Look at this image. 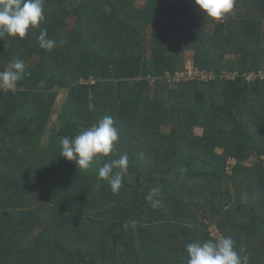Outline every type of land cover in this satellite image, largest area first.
<instances>
[{
	"label": "trees",
	"instance_id": "trees-1",
	"mask_svg": "<svg viewBox=\"0 0 264 264\" xmlns=\"http://www.w3.org/2000/svg\"><path fill=\"white\" fill-rule=\"evenodd\" d=\"M139 1L45 0L40 28L0 38V71L20 59L26 73L0 89V264H186L213 226L264 264V81L243 78L264 69V0H238L223 24L195 0ZM188 52L240 77L178 82ZM104 116L119 142L79 171L60 141ZM123 154L113 194L97 172Z\"/></svg>",
	"mask_w": 264,
	"mask_h": 264
},
{
	"label": "clouds",
	"instance_id": "clouds-1",
	"mask_svg": "<svg viewBox=\"0 0 264 264\" xmlns=\"http://www.w3.org/2000/svg\"><path fill=\"white\" fill-rule=\"evenodd\" d=\"M44 2L45 0H0V38H4V35L7 34L24 39L30 28H40V25L46 21ZM195 3L205 12L207 18L220 21L225 16L227 18V14L234 10L238 0H195ZM37 39L39 47L42 49L51 51L55 46V41L48 38L47 29L41 28ZM237 74L240 77V74ZM25 75V63L23 60L17 59L11 69L0 71V89L14 91ZM119 139L120 134L114 119L111 116H104L75 137H62L60 155L75 162L79 171L92 170L98 157H107L114 153L115 145ZM140 159H144L143 152L140 153ZM128 166L129 157L127 154H123L100 167L97 178L107 180L112 193L119 194ZM117 169L118 171H116ZM159 192V188H153L145 197L152 208L161 206V201L157 198ZM214 229L218 231L215 226L209 229L212 239L203 243L192 242L185 245L188 255L186 264H249L250 257L237 252L231 237H222L218 231L221 237L213 238L212 230ZM243 251L244 249H240V252Z\"/></svg>",
	"mask_w": 264,
	"mask_h": 264
},
{
	"label": "built area",
	"instance_id": "built-area-1",
	"mask_svg": "<svg viewBox=\"0 0 264 264\" xmlns=\"http://www.w3.org/2000/svg\"><path fill=\"white\" fill-rule=\"evenodd\" d=\"M226 19V16L220 20V23H224ZM190 67L187 66L186 63V68L185 71L179 76L178 82H188L189 80H195L199 79L204 82H215L216 80L220 81H233L235 80L239 75L237 73L235 74H229V73H222L221 75H217L215 73H208V72H203L199 69L194 68L193 62H190ZM244 79L247 83H255L259 81H264V69H260L258 72H252L249 74L244 75ZM6 90V89H4ZM212 237L213 238H220L221 236L219 235L217 230H212Z\"/></svg>",
	"mask_w": 264,
	"mask_h": 264
},
{
	"label": "rangeland",
	"instance_id": "rangeland-1",
	"mask_svg": "<svg viewBox=\"0 0 264 264\" xmlns=\"http://www.w3.org/2000/svg\"><path fill=\"white\" fill-rule=\"evenodd\" d=\"M145 1L146 0H140L138 3H137V6H139V7H142L143 6V4L145 3ZM185 61H186V63H187V66L188 67H190L191 65H190V62H193V56H192V53H186V55H185ZM11 66L12 65H8L7 66V69H11ZM154 81H151L150 83L153 85L154 83H153ZM66 94H67V91L66 90H62L61 92H60V95H59V99H58V105H57V108L58 109H60V107H62V104H61V99H63L65 96H66ZM56 117L57 116H55L54 117V119H56ZM199 134H201V131L199 132ZM250 160H256L255 159V156H253V157H251V159Z\"/></svg>",
	"mask_w": 264,
	"mask_h": 264
}]
</instances>
